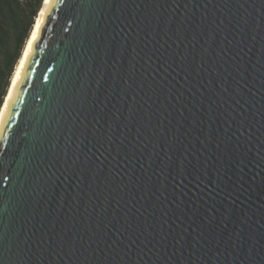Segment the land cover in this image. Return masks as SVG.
I'll return each mask as SVG.
<instances>
[{
    "label": "water",
    "instance_id": "1",
    "mask_svg": "<svg viewBox=\"0 0 264 264\" xmlns=\"http://www.w3.org/2000/svg\"><path fill=\"white\" fill-rule=\"evenodd\" d=\"M0 108V264H264V0H44Z\"/></svg>",
    "mask_w": 264,
    "mask_h": 264
},
{
    "label": "trees",
    "instance_id": "2",
    "mask_svg": "<svg viewBox=\"0 0 264 264\" xmlns=\"http://www.w3.org/2000/svg\"><path fill=\"white\" fill-rule=\"evenodd\" d=\"M43 0H0V107Z\"/></svg>",
    "mask_w": 264,
    "mask_h": 264
},
{
    "label": "bare ground",
    "instance_id": "3",
    "mask_svg": "<svg viewBox=\"0 0 264 264\" xmlns=\"http://www.w3.org/2000/svg\"><path fill=\"white\" fill-rule=\"evenodd\" d=\"M43 2H44V0H43ZM43 2H42V4H43ZM41 7H42V5H41ZM41 7H40V9H39V11H38V14H37L36 18H35V22H34V24H33V26H32V29H31V31H30V33H29V36L27 37V39H26V41H25V44H24V46H23V49H22L21 55H20V57H19V59H18L16 65H15V68H14V70H13V73H12V76H11V80H10V83H9V86H10V84H11V82H12V79H13V77H14V74H15V72H16V70H17V67H18V65H19V62H20V60H21V58H22V55H23V53H24V50H25V48H26V45H27V43H28V41H29V38H30V36H31V33H32L33 29H34V26H35V24H36V21H37L38 15H39V13H40ZM9 86H8V89H9ZM8 89H7V91H8ZM6 94H7V92H6ZM5 96H6V95H5ZM4 98H5V97H4ZM3 101H4V100H3ZM2 103H3V102H2ZM1 106H2V104H1ZM0 108H1V107H0Z\"/></svg>",
    "mask_w": 264,
    "mask_h": 264
}]
</instances>
